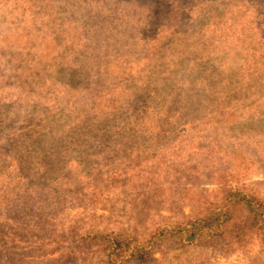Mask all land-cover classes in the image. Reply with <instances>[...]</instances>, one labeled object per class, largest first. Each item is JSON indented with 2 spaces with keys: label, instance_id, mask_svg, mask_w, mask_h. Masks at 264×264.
Wrapping results in <instances>:
<instances>
[{
  "label": "rangeland",
  "instance_id": "rangeland-1",
  "mask_svg": "<svg viewBox=\"0 0 264 264\" xmlns=\"http://www.w3.org/2000/svg\"><path fill=\"white\" fill-rule=\"evenodd\" d=\"M250 184L264 0H0V264H99L105 232L147 264H264L150 240Z\"/></svg>",
  "mask_w": 264,
  "mask_h": 264
},
{
  "label": "trees",
  "instance_id": "trees-1",
  "mask_svg": "<svg viewBox=\"0 0 264 264\" xmlns=\"http://www.w3.org/2000/svg\"><path fill=\"white\" fill-rule=\"evenodd\" d=\"M213 196L195 204L187 219L163 226L165 228L150 240L155 244L170 241L175 246L216 244L226 253L257 246L264 255V194L261 189L250 184L219 190ZM93 240L106 254L99 264H120L124 260L147 264L151 259L146 247L130 246L131 240L121 233L94 234Z\"/></svg>",
  "mask_w": 264,
  "mask_h": 264
}]
</instances>
